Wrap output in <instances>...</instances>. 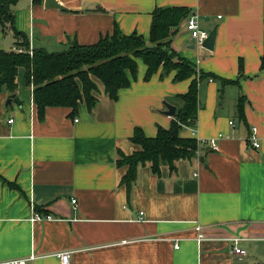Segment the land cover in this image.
I'll use <instances>...</instances> for the list:
<instances>
[{"label": "crops", "instance_id": "1", "mask_svg": "<svg viewBox=\"0 0 264 264\" xmlns=\"http://www.w3.org/2000/svg\"><path fill=\"white\" fill-rule=\"evenodd\" d=\"M46 1H16L12 27L0 25V51L20 47L14 31L48 53L115 29L147 40L156 9H184L169 39L195 71L174 81V71L159 69L145 80L138 59L136 78L115 100L99 85L91 110L48 107L40 119L18 68L15 97L0 90V263L33 254L27 264H61L57 255L67 252L69 264H264V0H54L64 10ZM191 15L199 30H216L211 51L195 46ZM193 79L196 117L180 137L195 140L194 156L173 171L139 166L128 188L119 153L141 150L131 142L136 128L147 138L169 129ZM209 140L217 150L200 145ZM34 212L52 219L32 223ZM231 238L245 254L232 253Z\"/></svg>", "mask_w": 264, "mask_h": 264}, {"label": "trees", "instance_id": "2", "mask_svg": "<svg viewBox=\"0 0 264 264\" xmlns=\"http://www.w3.org/2000/svg\"><path fill=\"white\" fill-rule=\"evenodd\" d=\"M16 1L0 0L1 26L12 27L11 7ZM186 14L184 9H156L147 40L135 33L124 35L115 29L111 35L94 44H73L63 52L48 53L38 49L33 50L32 57H29L27 53L0 51V90L4 89L10 98H14L17 69L25 68L26 83L33 86V102L38 117L42 119L48 107L71 108L75 113L78 104L84 102L91 110L97 104L99 85L109 99L115 100L118 91L128 87L130 80L136 78L138 59L146 67L145 80L159 69L162 76L174 71V81L190 79L195 71L194 65L178 57L169 39L172 35L170 29L176 27ZM14 36L22 39L20 47L28 48L25 34L14 31ZM261 63V67H264V55ZM201 78L204 75L201 74ZM179 100L182 107L169 129L159 128L154 138H147L136 128L131 142L141 150L128 156L119 153L116 165L127 167L121 183L128 188L134 182L139 166L149 163L153 173H158L163 165L173 171L174 162L194 156L197 149L195 140L180 137L182 126L190 125L196 117L197 90L194 79L188 92L179 96ZM239 102L237 110L240 113L242 104Z\"/></svg>", "mask_w": 264, "mask_h": 264}, {"label": "built area", "instance_id": "3", "mask_svg": "<svg viewBox=\"0 0 264 264\" xmlns=\"http://www.w3.org/2000/svg\"><path fill=\"white\" fill-rule=\"evenodd\" d=\"M186 28L191 36V38L195 41V46L197 48H203V43L206 40V38L208 37V33L199 30L198 28V24H197V19L195 15H191L186 23ZM15 51L17 53H27L29 55V57H32V50L30 48L27 49H23V48H15ZM211 81V80H209ZM76 121V120H75ZM12 120H9V123H11ZM229 125L233 126L232 122H229ZM252 136L250 137V144L251 146L256 149L259 147V143L257 142V139L255 138V129H252ZM200 145H206L210 151H215L217 150V146L215 144L214 140H209L208 142H202ZM72 203L74 204L75 201L73 200ZM52 218L48 215H40L36 212L33 213L30 222H40L42 220H51ZM230 241L233 243L232 245V253L235 255H243L245 254V251L240 249L238 247L239 242L241 241V239L239 238H231ZM177 248V246H176ZM59 258V261L61 264H69V253L64 252V253H60L59 255H57ZM36 258L35 255L31 254L29 257H27L26 259H21V260H11V261H6L0 264H27V262L33 261Z\"/></svg>", "mask_w": 264, "mask_h": 264}, {"label": "water", "instance_id": "4", "mask_svg": "<svg viewBox=\"0 0 264 264\" xmlns=\"http://www.w3.org/2000/svg\"><path fill=\"white\" fill-rule=\"evenodd\" d=\"M45 6H52V7H57V8H59V9H61V10H64L62 7H60V6H58L57 5V3L54 1V0H47L46 2H45ZM215 32H216V30L215 29H213L211 32H209L208 33V37L206 38V40L204 41V43H203V48L204 49H206V50H209V51H211L212 49H213V45H214V41H215ZM11 102H12V100L11 99H9L8 101H7V103H6V105H10L11 104ZM13 102L15 103V104H18L19 105V100L17 99V98H15L14 100H13ZM165 105V107H166V112H165V114L167 115V116H174V113H175V108L174 107H172V106H170V105H168V104H164Z\"/></svg>", "mask_w": 264, "mask_h": 264}]
</instances>
